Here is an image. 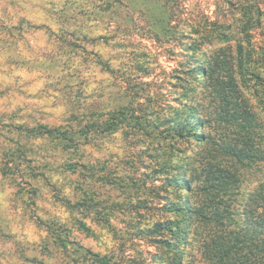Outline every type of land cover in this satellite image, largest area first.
<instances>
[{
    "label": "rangeland",
    "instance_id": "obj_1",
    "mask_svg": "<svg viewBox=\"0 0 264 264\" xmlns=\"http://www.w3.org/2000/svg\"><path fill=\"white\" fill-rule=\"evenodd\" d=\"M67 1L0 0V264H95L84 255L70 260L74 252L54 241L46 225L51 222L113 264H207L192 223L177 254L165 244L170 233L154 230L157 222L175 217L165 206L176 193L164 188L163 176L185 170L191 177L205 145L182 138L157 143L118 123L113 133L65 150L16 127L79 128L92 119L104 125L125 106L135 114L148 112L162 128L174 108L185 111L177 98L211 121L215 104L200 86L189 91L185 73L188 62H203L209 49H188L190 28L183 21H230L236 0H177L171 24L183 35L158 32L143 0H106L108 9L100 14L89 12L102 0H73L82 13L67 12ZM260 7L252 43L262 55L264 3ZM219 47V59L229 58ZM233 47L227 52L234 53ZM250 93L244 90L264 128V109ZM18 143L31 161L14 167L7 152ZM160 163L166 173L158 171ZM239 175L232 204L238 212L264 178V161L241 167ZM108 176L121 184L111 185Z\"/></svg>",
    "mask_w": 264,
    "mask_h": 264
},
{
    "label": "trees",
    "instance_id": "obj_2",
    "mask_svg": "<svg viewBox=\"0 0 264 264\" xmlns=\"http://www.w3.org/2000/svg\"><path fill=\"white\" fill-rule=\"evenodd\" d=\"M142 2L146 3L151 25L158 32L164 35L182 34L178 33L177 26L171 24L177 0L172 4H168V0ZM227 2L233 4L232 0ZM236 3V7H233L236 14L233 11L230 21H206L207 17L204 21V18L183 21L190 28L188 40L191 44L188 49L196 51L203 45L205 51L209 49L203 62L193 65L188 62L185 73L190 75L187 82L189 91L193 90V86H200L215 104L211 121L203 118L192 104L177 98L176 101L185 111L179 112L174 108V113L166 117L162 128L148 112L135 114L125 106L111 113L104 125L92 119L86 120L79 128H72V125L48 127L43 124L16 127L28 138L53 141L58 148L65 150L113 133L118 123L144 131L147 137L157 143L167 138H182L196 145H205L200 150L204 152L202 158L196 161L197 165L190 167L191 177H186L185 170L177 175L163 176L164 188L176 193V200L166 202L165 206V210L175 217L157 222L154 230L170 233L172 240H166L165 244L177 254L180 244L184 242L185 230L192 223L207 264H264V178L248 193L241 213L232 205L234 190L240 181V168H249L264 161L263 123L253 112L250 100L244 94L245 89L251 91L250 94L264 109V70H254L258 65L264 67V54H259L260 51L252 43L253 27L260 23V6L264 0H236ZM65 7L71 13L83 11L80 4L73 0L67 1ZM106 9L107 1L102 0L88 11L100 14ZM231 43H234V47ZM216 46H221L218 50L226 52L229 58L219 59ZM232 47L235 52H227ZM204 50L199 53L204 55ZM205 127L214 132H205ZM27 152L28 149L18 143L15 149L7 152L8 161L14 167H18L20 160L29 162L31 160ZM167 168L160 163L158 171L166 173ZM106 179L111 185L121 184L116 176ZM122 185L130 186L127 181H123ZM76 186L81 188L86 198L89 197L82 184L77 183ZM238 214L241 221L235 217ZM46 225L52 228L54 241L58 245L74 252L68 253L70 260L84 255L92 257L95 264H113L109 259L70 240L66 231L55 227L53 222ZM201 226L206 228L205 234ZM35 260L37 264L45 262Z\"/></svg>",
    "mask_w": 264,
    "mask_h": 264
}]
</instances>
